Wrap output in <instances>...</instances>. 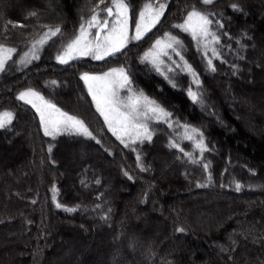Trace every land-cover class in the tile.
Here are the masks:
<instances>
[{
	"label": "trees",
	"instance_id": "obj_1",
	"mask_svg": "<svg viewBox=\"0 0 264 264\" xmlns=\"http://www.w3.org/2000/svg\"><path fill=\"white\" fill-rule=\"evenodd\" d=\"M132 2L138 8L143 0ZM186 2L193 0H170L166 19L153 29L154 34H148L151 39L141 42L142 47H133L129 57L121 56L119 61L109 58V63L87 60L59 65L54 54L60 43L54 37L55 43L49 41L38 61L27 67L20 65L22 70H17L14 62L21 50L29 48V41L45 30L36 26L35 18L26 19L28 13L39 10L40 23L59 24L68 36L78 28L86 0H0V26L5 20L28 25L15 29L9 25L11 39L7 41L0 27V43L17 48L7 71L0 74V111L11 110L17 116L15 132L7 136L0 133V264H112L114 256L121 264H152L153 260L154 264L166 260L171 264H230L221 248H228L234 233L252 228L257 236L264 234V70L257 67L264 64V0H223L216 9L231 18L228 30L234 37L244 30L252 37L244 41L248 46L246 60L237 61L242 69L237 76H231L228 65L219 61H215V76L207 73L190 37L180 34L188 48L185 58L203 82L207 110L189 101L185 91L189 76L181 74V87L173 89L150 68L136 62L137 53L142 54L157 37L176 31L172 24L179 22L178 8ZM49 3L54 10L45 11ZM231 3L241 4L246 14L233 13ZM83 14L88 15L87 11ZM19 33L27 34V39ZM125 59L132 65L138 89L173 112L174 118L201 127L209 144L214 145V151L205 153L213 177L208 187H196L206 179L203 168L178 160L182 153L167 146L166 125H154L153 142L138 146L149 168L146 172L137 168L136 153L124 149L104 125L79 76L84 71L98 74ZM52 80L59 87L50 83L45 87ZM63 84L71 90L66 91ZM27 87L83 119L103 146L83 137H45L34 110L15 99ZM78 145L86 150L85 156L75 157L73 150L69 159L70 148ZM50 146L54 165L48 159ZM181 146L192 151L189 141ZM162 157L167 160L158 168ZM122 169L135 179L128 180ZM96 178L100 185L94 182ZM236 182L243 185L239 193ZM101 193L102 199L97 200ZM54 195L66 207L80 205V211L57 209ZM96 204L102 205L104 213L111 208L107 222L91 211ZM178 227L185 231L177 233ZM121 232L123 246L114 242ZM131 237L140 242L135 251L127 247ZM149 246L152 260L143 255ZM232 255L236 264H261L264 247L241 239Z\"/></svg>",
	"mask_w": 264,
	"mask_h": 264
},
{
	"label": "snow or ice",
	"instance_id": "obj_2",
	"mask_svg": "<svg viewBox=\"0 0 264 264\" xmlns=\"http://www.w3.org/2000/svg\"><path fill=\"white\" fill-rule=\"evenodd\" d=\"M221 3L223 0L186 2L182 8H178L179 22L172 24V29L176 31L164 32L163 36L157 37L142 54L137 53L136 56L138 64L150 68L167 81L173 89L181 87L182 81L178 79L181 74L189 76L191 79L185 90L186 95L189 101L193 105H199L201 110H207L209 107L206 104L207 97L203 82L196 69L185 58L188 48L180 34L183 33L186 37H190L196 53L205 65V71L213 76L218 72L215 61H219L221 65H228L231 76L240 74L242 69L237 61L246 60L244 53L248 46L244 41L252 39L247 30L235 37L230 33L228 25L231 23V18L227 17L223 10L216 11ZM169 8L170 0H143L138 8L133 6L132 0H86L85 5L81 8L82 14L78 28H74L72 34L67 38L59 24L52 26L40 23V11L31 10L26 19L35 18L36 26L45 30L39 34L37 39L29 41L28 51L24 52L20 59L14 63L18 66L17 70H22L20 65L27 67L33 61H38L41 58L40 53L44 51L49 41L55 43L54 37L60 41V47L55 55V61L59 65H70L72 61L87 60L109 63V58L119 61L121 56L129 57L133 47H142L141 42H145L146 38L151 39L148 34L153 33V29H157V26L162 24ZM230 8L233 13L246 14L243 6L239 3H231ZM44 10H54L53 5L51 3L45 5ZM85 11L88 15L83 14ZM226 20L228 24L225 23ZM9 25H11V29L28 27L26 24L5 20L4 24L0 26L4 41L11 39ZM18 35L27 39L25 33ZM233 42L235 47H233ZM252 47L254 48L255 45ZM16 53V47L0 43V74L7 71L9 61L13 60ZM229 56L233 58L231 61L228 59ZM257 67L264 70V64H257ZM79 79L83 81L95 110L103 118L108 131L124 149L136 153V166L140 172L149 171V168L144 165L138 146L144 145L145 142H153L154 125H166L169 129L167 146L170 149H175L177 153H182L176 158L188 164L202 167L206 174L205 181L197 182L196 187L206 188L212 184L210 161L206 160L205 153L214 151V145L209 144L201 127L174 118L173 112L168 111L158 100L146 95L142 89H138L135 86V75L128 59L98 74L84 71L80 74ZM48 83L59 87L56 80L46 82L45 87L48 86ZM15 99L34 110L39 120V128L45 137H50L53 140L63 135L83 137L95 140L96 144L102 145V141L97 139L83 119L63 111L51 100L41 95L38 90L27 87L19 91ZM16 119L17 116L13 111H0V133L7 136L8 133L15 132L14 121ZM185 140L191 143L192 151H186L181 146ZM104 150L108 152V155H112L110 149L105 148ZM48 152L49 162L54 165L55 161L51 158V146ZM122 171L128 180L135 179L128 171L123 169ZM252 174L256 175L255 172ZM94 182L97 185L101 183L99 178H96ZM81 184L85 188L88 187L84 180H81ZM220 186L224 187L223 184ZM242 187L241 183H235L236 192L239 193ZM52 191L54 193L57 191L55 183H53ZM102 197L103 193L96 199L100 200ZM32 203L35 204L36 201L33 200ZM53 203L57 209H63L68 213H74L81 209L80 205L66 207L57 201L55 195ZM84 210L88 211L89 209L85 206ZM91 211L96 212L103 222L110 219L107 213L111 212V208H108L107 213H104L102 205L96 204ZM175 231L181 233L185 229L178 227ZM123 236L124 233L121 232L120 236L114 237V242H119L123 246L124 241L121 239ZM241 239L252 244L259 243L261 247H264V234L257 236L252 228L234 233L230 237L231 244L228 248H221V252H227V261L230 264H236L232 254L237 252ZM139 243L137 238L131 237L127 241V247L135 251ZM117 251L119 252V248ZM143 255L145 259L152 260L151 246ZM112 264H121V261L114 256ZM152 264H154V260ZM164 264H171V262L166 260ZM261 264H264V261Z\"/></svg>",
	"mask_w": 264,
	"mask_h": 264
},
{
	"label": "rangeland",
	"instance_id": "obj_3",
	"mask_svg": "<svg viewBox=\"0 0 264 264\" xmlns=\"http://www.w3.org/2000/svg\"><path fill=\"white\" fill-rule=\"evenodd\" d=\"M65 38H67V36H66ZM59 43H60V41H59ZM28 49H29V48L21 50L22 52L19 54V59H20V57L23 55L24 52L28 51ZM54 55H56V53H55ZM54 61H55V56H54ZM55 62H56V61H55ZM23 67H24V66H23ZM64 85H65V84H63V86H64ZM65 87H67L66 91L71 90V88H70L71 86L65 85ZM72 89H73V87H72ZM73 90H74V89H73ZM75 96H76V95H75ZM76 97H78V96H76ZM48 138H50V137H48ZM50 139H51V138H50ZM73 147H74V146H73ZM77 148H78V150H77ZM73 150L75 151L74 154H73V156H75V157L77 156V157H81V158H83V157L85 156V154H86V150H84V147H83V146H80V145H78L77 147L75 146L74 148H70V154H71V152H72ZM68 157H69V159H70V158L72 157V154H71V155H68ZM164 160H165V161H164ZM166 160H167V159H164V157H162L161 160H160L159 162H157V163H158V164H157V167H158V168L163 167V165L165 164ZM157 167H156V169H157ZM122 192L126 194L127 190H123Z\"/></svg>",
	"mask_w": 264,
	"mask_h": 264
}]
</instances>
